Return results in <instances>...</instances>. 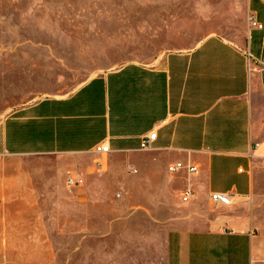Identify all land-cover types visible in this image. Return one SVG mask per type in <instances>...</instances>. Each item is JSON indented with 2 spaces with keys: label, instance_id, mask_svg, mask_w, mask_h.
Masks as SVG:
<instances>
[{
  "label": "crops",
  "instance_id": "crops-1",
  "mask_svg": "<svg viewBox=\"0 0 264 264\" xmlns=\"http://www.w3.org/2000/svg\"><path fill=\"white\" fill-rule=\"evenodd\" d=\"M233 1L248 18L242 42L209 34L151 63L96 73L64 95H45L0 119V158L76 159L70 187L62 169L39 178L0 175V231L8 232V242L30 221L39 231L41 201L62 216L70 193L72 242L150 248L144 256L81 255L82 264H264V0ZM152 131L151 150H141V139ZM99 144L109 151L97 154ZM104 156L109 171L120 168L125 181L136 184L127 189L138 198L130 215L145 216V226L135 237L120 230L110 238L109 221L95 238L96 198L79 182L88 163L104 169ZM176 163L196 172H170ZM186 189L193 196L184 202ZM215 193L229 204L212 201ZM102 198L108 203L112 196ZM81 213L89 222L84 228ZM56 231L61 238L63 230ZM33 239L39 242L38 235Z\"/></svg>",
  "mask_w": 264,
  "mask_h": 264
},
{
  "label": "rangeland",
  "instance_id": "rangeland-1",
  "mask_svg": "<svg viewBox=\"0 0 264 264\" xmlns=\"http://www.w3.org/2000/svg\"><path fill=\"white\" fill-rule=\"evenodd\" d=\"M248 26L245 9L233 0H0V119L45 95H64L96 73L126 62L151 63L209 34L240 43ZM104 158L102 171L88 163L79 182L96 198L95 238L109 221L110 238L120 237V230L135 237L145 226V216L130 215L138 198L127 189L136 184L127 183L120 168L109 171ZM46 160L0 158V175L39 178L62 169L64 183L73 176L76 159ZM95 163L101 167L100 160ZM106 193L112 196L108 203ZM66 196L62 216L41 201L39 231L30 229L32 221L22 224L27 230L15 231L12 242L0 231V264H82L78 256L87 254H150L149 247L133 242H72L70 193ZM87 201L81 200V208ZM88 223L81 213V228Z\"/></svg>",
  "mask_w": 264,
  "mask_h": 264
},
{
  "label": "built area",
  "instance_id": "built-area-1",
  "mask_svg": "<svg viewBox=\"0 0 264 264\" xmlns=\"http://www.w3.org/2000/svg\"><path fill=\"white\" fill-rule=\"evenodd\" d=\"M250 24L257 28V29H263V26L257 22H255L252 18L249 19ZM156 139V132L152 131L148 135L144 136L141 141H140V149L141 150H151L153 142ZM109 151V147L104 144H99L95 147V152L97 154H106ZM186 169L187 172L189 173H195L196 172V167L190 166V165H183L182 163H176L171 166H169L168 170L170 172H176L178 170ZM76 178H68L66 181V185L68 187L72 186L75 184ZM193 196V192L190 189H186L182 192L181 198L182 201L186 202L188 201L191 197ZM211 200L220 203V204H229V199L226 195L224 194H219L215 193L211 195Z\"/></svg>",
  "mask_w": 264,
  "mask_h": 264
}]
</instances>
